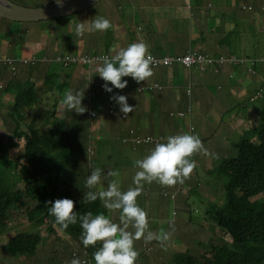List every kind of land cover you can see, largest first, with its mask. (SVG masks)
<instances>
[{
	"label": "rangeland",
	"instance_id": "1",
	"mask_svg": "<svg viewBox=\"0 0 264 264\" xmlns=\"http://www.w3.org/2000/svg\"><path fill=\"white\" fill-rule=\"evenodd\" d=\"M13 1L42 6L54 0ZM226 1L231 0H102L82 11L50 21L15 22L0 18V57L4 55L22 56V46L26 39L32 41L29 46L32 51L27 56L36 51H40V54H35L39 58L43 55L53 58L60 54L78 58L83 54L94 55L98 47L96 42L102 32H85L83 37L76 36L75 25L81 21L91 24L92 20L104 17L106 14L102 11L106 8L114 21L112 24L115 26V30L111 29L112 32H116L118 28L115 22H123V27L119 26L121 48L142 41L148 45L150 52L160 57L167 53L177 56L186 52V45L190 47L193 44L194 49L200 50L199 37H201V46L214 53L217 58L224 59L225 53H236L233 58L237 61L230 68V73L232 74L231 86L235 92L237 91V96L230 103H227L222 96V92L230 93V88L227 87L224 74L221 71L222 68L213 71L208 68L201 69L193 64L192 71L195 72L196 69H199L208 85L212 84L218 87L219 90H213L218 102L215 101L209 105L206 101H197L194 105L187 106L185 113L182 109L176 110L175 106L170 107L175 109V116L178 119L185 120L186 127H183L182 133H189V121H193L195 125L193 134L201 138L212 155L194 156L193 159L196 160L198 167L194 170L191 179L186 180L183 184H177L174 187H164L155 182L151 185L145 184L144 191L138 197V203L148 213L151 229L155 232H159L161 229L171 231L172 236L165 247H161L156 241L147 244L143 240L137 241L135 246L140 253L139 262L141 264H185L184 253L198 257L201 250L203 253V250L209 246V241L213 243H229L231 241L230 235L225 233L226 231L215 221V216L213 217L216 210L225 203L223 185L227 181V175L221 173L218 166L225 159L236 157L238 153L237 148L234 147V141L238 139V135H229L231 130H235L233 124L241 122L243 126L250 124L253 126L259 120L260 114L264 115V96L253 103L248 100V105L242 102L253 93L255 87H252V84L255 83L256 78L264 77V10L260 9L264 5V0H232L228 4L225 3ZM186 5H190L191 8L188 6L189 9L186 10ZM246 5H253L255 10H248L247 7L245 8ZM196 8H198L197 11H195ZM257 13L262 19L258 17ZM187 14L192 20L189 25L199 37L188 33L190 29H187L188 25H185ZM239 17L242 21H239ZM235 27L236 34L228 32L224 35L226 31ZM256 29L262 33L261 37L255 35L257 40H254L252 35ZM27 30L34 31L35 36L31 37L30 34H26ZM10 31H14L15 34H11ZM13 35L15 38L22 36V43L11 44L8 37L13 38ZM223 35L231 39L232 46L224 39ZM255 42H257L256 46ZM12 45L15 46L11 47ZM253 48L260 51L262 56H254ZM92 49L94 52H90ZM114 49L116 46H111L112 52ZM238 53H246V55ZM53 61L52 63L39 62L34 68L45 67L50 73L57 71L59 77L55 79L62 78L68 83L63 91L68 89V86L73 91H79L84 74L83 69L79 74H76L77 64L64 67L62 64L56 63L58 59ZM98 63L99 61H96L95 66L88 67L94 84H92L94 90H91L94 92L92 98L84 90L83 104L88 110L83 114H78L67 109H60V107L58 109L61 115L67 111L72 125L71 135H74L76 131L80 134L78 153L74 147L70 145L67 147H70L69 151L73 154V160L77 161L79 169L82 171V175L77 178V193L81 192V196H84L85 191L89 190L86 188L83 178L88 177L94 167L101 168L105 175L109 170H118L122 190L134 187L133 177L138 169L134 167L133 162L148 155L155 144L143 143L134 147L132 140L125 139L129 136L131 129H135L142 135L146 133L142 137L145 139L149 137L153 140H162V138H167L166 135L181 134V123L176 119L180 126L177 128L179 133L172 134L174 131L168 130V127L158 126L149 130L147 126L148 114L146 113H140L135 120L123 116L119 104L111 99L113 95H123L121 89L113 88L111 93L105 91L103 87L105 82L99 74L95 73ZM21 67L27 68V66ZM166 69L165 65L153 68V77H157L158 71ZM68 72H70L69 78L64 75ZM181 73L185 74L187 71L182 69ZM181 73H176L177 81L185 80ZM247 78H252L253 81L249 82ZM44 79L45 74L38 76L36 78L37 85L41 89L40 94L44 104L52 106L55 98L60 99L63 94L56 93L55 89L47 90L45 87L48 85L44 83ZM124 79L128 80L126 88L133 91L137 82L131 77ZM243 79L246 86L241 89V80ZM149 81H152V77ZM262 86L264 89V84ZM109 87H111L110 84ZM221 88L223 89L221 90ZM126 96L129 105L134 107L135 104L129 100L132 97L131 93ZM13 101L11 97L6 99L3 95L0 96L2 142H6L10 134L6 130L8 125L4 121L8 122L12 133L19 127V123H15V118L8 109ZM146 111L148 112V109ZM118 112L121 113L120 117ZM92 113L97 116L92 117ZM237 119L238 121H235ZM231 122L233 124H230ZM26 131L27 128L22 123L18 132L19 136H16L12 141L14 148H10L8 151L12 159H15V150L22 148L25 144ZM3 166L0 160V170ZM8 168L5 169V172H0L1 177H6ZM109 179L111 178L102 179L97 190H106ZM22 184L23 182H19L16 188L24 190ZM172 194L175 195V198L171 197ZM217 203L221 205L218 206ZM113 215L119 216V213L116 212ZM113 218L115 217L113 216ZM9 226L11 228L5 231L0 229V264H65L68 262L72 245L66 243L65 240L70 235V231L55 224V220L50 229L45 226L40 228L41 225L30 223L25 217H14ZM37 231L40 232L41 240L33 256L13 255L7 249L2 248V245L15 233L33 234ZM211 252L208 254L209 256ZM205 264H211V262L208 260Z\"/></svg>",
	"mask_w": 264,
	"mask_h": 264
},
{
	"label": "clouds",
	"instance_id": "2",
	"mask_svg": "<svg viewBox=\"0 0 264 264\" xmlns=\"http://www.w3.org/2000/svg\"><path fill=\"white\" fill-rule=\"evenodd\" d=\"M101 1L102 0L99 2ZM62 2L63 0H57L58 4L62 5ZM17 4L23 5V3ZM246 7L250 11L255 10L252 9L253 7L251 5H246L245 8ZM107 9L108 8L102 11L106 14L104 17H98L92 20L91 24H86L84 21L77 23L75 25V35L83 37L85 32L93 31H107L109 34V29L115 30V26L112 24L114 21ZM257 15L260 17L259 13H257ZM53 19L55 18L43 21H50ZM260 19L262 18L260 17ZM115 23L118 25L116 32H119V26L123 27V22ZM27 33L30 34L31 37L35 36L34 31L27 30L26 34ZM188 33L199 37L192 29H190ZM100 38L102 37H99V39ZM199 38L200 50L194 49L193 44H191L190 47L185 44L187 47L186 52L178 54L177 56L172 53H167L163 57H160L150 52L148 45L142 41L134 42L127 47L121 48L120 45L122 46V43L114 39H112V44L109 45L116 46V49L113 50L114 52L106 51L105 49L107 46L103 51H100L98 47L99 52L97 51L94 55L83 54L80 58L62 54L55 55L53 58L43 55L41 58L38 57V59H35L34 56H27L28 54L22 57L4 55L0 57V96L7 94L9 98H13L10 93L5 91V88L9 81L13 79L17 80L21 75H25V68L21 66H27L26 69H34L39 62L52 63L54 62L53 60L58 59L56 63H60L64 67L77 64L80 67L91 68L95 66L96 61H99L95 73L99 74L100 78L105 82L103 85L105 91L111 93L113 88L122 90L121 93L123 95L116 94L113 95L111 99L119 104L120 112H122V115L125 117H127L129 113H132L135 108L128 103L126 94L132 93L133 91L126 88L128 80L124 78L131 77L137 82L134 88L137 92H161L167 87V84L164 85L157 81H149L154 75L153 68H158L161 65H165L167 68H172L174 66L181 70L185 69L187 75L185 80L180 83L179 93L188 97L192 94L193 90H195L197 94L194 96V101L200 98V101H206L210 105L211 93L214 89H218V87L212 84L208 85V82L203 78L200 70L198 77L195 79L192 65L195 64L201 69L208 68L213 71L222 68L221 71L225 76L226 68H231L237 61L233 58L236 53H225L224 59L217 58L214 53L207 51L201 46V37ZM31 43L32 41L27 39L24 41L28 49ZM29 51L31 52L32 50L29 49ZM38 52L40 53V51ZM90 52H94V49ZM34 53L36 54L37 51ZM187 55H195V61L186 63L184 59ZM86 57L89 60L85 61L84 58ZM16 69L19 71H16ZM45 72V76L50 73L49 71L47 72V70H45ZM67 74V78H69L70 72ZM37 77V75L32 77L36 85ZM227 78L232 82L231 73L227 74ZM262 82L264 84V78ZM44 83L46 84V79H44ZM109 84L111 87H109ZM37 87L39 86L37 85ZM69 87L70 86L64 91V98L63 96L61 97L63 100L59 104L60 109L64 110L66 108L78 114L85 113L88 109L83 104L84 89L82 90V87H80L79 91H73L71 87ZM254 87L250 97L242 101L243 104L248 105V100L253 103L263 96V86ZM125 88L128 90L126 91ZM91 89L94 90L93 87ZM93 94L94 92L90 91L88 96L92 98ZM232 94L235 96L234 92H232ZM174 110L175 109L171 110V116L179 120L175 116ZM176 110H179V108ZM183 111L185 113V109ZM95 116H97V114L92 113V117ZM235 121H238V119ZM230 124L233 123L231 122ZM233 125H235L234 133L236 135L240 133L243 136L246 135L247 130L254 126L251 124L243 126L241 122ZM194 129L195 125H191L190 123L189 133H182L181 131V134L169 135L166 140L162 138V140L152 141H147L142 137L144 135L138 133L135 129H131L129 131V136L125 137V139L132 140L134 147L143 143L155 144L148 155L141 159H136L133 162L134 167L138 169L133 177L134 187L122 190L119 180L120 172L118 170H109L105 175L103 170L99 167H94L92 169L91 174L87 177L85 182L86 188L89 190L85 191L82 202L84 204H90L99 200L108 214L104 212L95 213L94 210L84 208L77 203L78 201H74L67 197L57 198L54 202H47V204L50 205L48 209L49 215L55 217V224L70 231V235L66 238L65 242L71 244L72 249H70L71 253L67 260L68 262L65 264H141L139 262L140 253L135 246L137 241L143 240L146 244L156 241L161 247L166 246L167 242L171 239L172 232L163 229L159 232H155L151 229L148 213L139 205L138 197L142 194L145 184L151 185L155 182L164 187H174L177 184H183L186 180L191 179L194 170L198 167L193 157L199 154H204L205 156L212 155L205 147L201 138L193 134ZM240 130H243V132H240ZM88 159H90L89 156ZM107 178L111 179H109L106 190H97L102 179ZM171 197L175 198V195L172 194ZM116 212L119 213L118 222H116L112 216V214ZM49 225L53 226V223L41 225L40 228L42 226L48 228ZM9 228L11 227L8 226V228H3L2 230L5 231ZM216 244L221 243L218 242ZM210 259H213V257Z\"/></svg>",
	"mask_w": 264,
	"mask_h": 264
},
{
	"label": "trees",
	"instance_id": "3",
	"mask_svg": "<svg viewBox=\"0 0 264 264\" xmlns=\"http://www.w3.org/2000/svg\"><path fill=\"white\" fill-rule=\"evenodd\" d=\"M228 2L231 3L232 0L225 3ZM239 21H242L240 17ZM228 32L236 34V28ZM10 33L15 34L14 31ZM261 33L262 31L256 29L252 38L257 40L255 35L260 36ZM8 39L11 44L22 43V36L15 38L13 35V38ZM226 39L233 45L231 39ZM110 48L107 44L105 50ZM103 49L104 45L99 46L100 51ZM253 52L262 56L257 49L253 48ZM30 53L28 47L23 44L22 56ZM30 56L38 59L35 53ZM34 75H37L35 70L25 69V75L9 81L5 88L14 100L8 108L9 113L14 116L19 127L12 133L10 125L5 122L10 135L6 142H2L3 135H0V160L4 165L0 172H5L9 167L6 177L0 176L1 229L8 228L14 217H25L28 222L39 226L53 223L55 217L49 215L50 205L47 202H54L57 198L78 200L77 203L84 208L92 209L95 213L108 214L99 200L84 204V196H81V192L77 193V178L82 175V171L77 161L73 160V154L67 145L74 147L78 153L80 134L76 131L71 135L70 120L56 117L62 98H55L52 106L44 104L41 89L32 79ZM64 75L67 77L68 74ZM57 77V71L47 74L45 79L48 86L45 88L55 89L56 93L61 92L64 98L63 89L68 83L62 78L56 80ZM22 123L27 128L25 144L15 150V159H12L8 151L14 148L12 141L19 136ZM181 127H186L185 123H182ZM231 134L236 136L233 130L230 131L229 135ZM237 138L232 139L235 140L234 147L238 150L236 157L227 158L218 166L220 172L227 175V181L223 185L225 203L213 215L225 233L230 235L231 241L221 244L209 241V246L203 253L201 250L198 257L184 253L185 264H205L208 260L213 264H264V115L260 114L256 125L247 130L246 135L239 133ZM72 166L74 168H71ZM86 179L87 176L83 178V182H86ZM19 182H23L24 190L16 188ZM112 216L118 222V216ZM50 227L52 226L49 225L48 228ZM40 240L39 231L33 234L17 233L10 237L2 248L13 255L33 256ZM209 250L212 251L210 256ZM212 257L213 259H210Z\"/></svg>",
	"mask_w": 264,
	"mask_h": 264
},
{
	"label": "crops",
	"instance_id": "4",
	"mask_svg": "<svg viewBox=\"0 0 264 264\" xmlns=\"http://www.w3.org/2000/svg\"><path fill=\"white\" fill-rule=\"evenodd\" d=\"M22 2V0H21ZM23 5H27V6H34L31 4H27V3H23ZM187 6V5H186ZM185 6L186 10L189 9L190 5H188L187 7ZM254 9V6L251 5ZM191 8V7H190ZM242 8V7H241ZM264 8V5L260 8L261 10ZM198 8L195 9V11H197ZM190 14V13H189ZM187 14L186 16H188L186 18L185 21V25L187 26V29H192V27L189 25L190 22H192V20H190V15ZM261 21V20H260ZM259 22V21H258ZM122 23V22H121ZM109 34L105 31L102 32V34H100V39L97 40L96 44L99 46L104 45V48L107 46V44L111 45L112 44V39L117 40V42L119 40H121V35L119 32H112L111 29L108 30ZM228 31H226L224 33V35L227 34ZM223 35V37H224ZM222 37V39H223ZM224 39H226V37H224ZM100 40V41H99ZM227 40V39H226ZM228 41V40H227ZM255 42V46H256ZM232 46V45H231ZM97 47V50H98ZM255 48V47H254ZM232 51H234V49H231ZM106 51H111L110 49H107ZM112 52V51H111ZM36 54H40L38 51ZM239 55H246V53H238ZM256 56V55H254ZM77 73L79 74L81 72V70L83 69L84 74L82 77V83H81V87L82 90H86L87 93H89L93 87V80L92 77L90 75L89 72V68H84V67H80L77 66ZM33 70H35V72H37V76L46 74L45 67H37L34 68ZM179 71V72H178ZM176 73L180 74L181 73V69L180 68H175L174 66L172 68H167L166 70H163L161 72L158 71L157 73V77H152V81H157L160 84H167V87L164 88L161 92H157V91H153V92H147V91H141V92H137L136 90H133V92L131 93L132 97L129 98V100L131 101V103L135 104L134 105V111L132 113L128 114V117H130V120H135L137 118V115H139L140 113H146L148 114V119H147V126L149 128V130H151L152 128H156V127H168L169 129H172L174 133H179V130L177 128H180V126L178 125V123L176 122L175 118H172L171 116V109L170 107H177L179 109H185L188 105H194L197 101H194V96L197 94L195 90H193L192 94L188 97H185L183 94L179 93V86L180 83H182L183 81L181 80H176ZM198 73H199V69H196L195 72L193 71V76L196 79L198 77ZM230 73V68H226V75L224 76L225 81H226V85L227 87L230 88V93L229 94H225L222 92V96L224 98V100L227 103H230L235 96H237V91L235 92L232 88H231V82L228 80L227 78V74ZM182 74V77H186L187 73ZM264 78V77H263ZM263 78H256V81H254L255 83L252 84V87L254 86H262L263 82L262 79ZM247 81H253L252 78H247ZM93 84V85H92ZM87 86V88H86ZM246 86L245 85V81L244 79L241 80V89ZM126 89V88H125ZM223 88H221L222 90ZM128 89H126L127 91ZM122 92V90H121ZM232 92L235 93V96L232 94ZM4 98L9 99V95H3ZM259 99V98H258ZM218 102V99L216 97V95L214 94V92L211 93V99L210 102ZM191 102V103H189ZM148 109V112L146 111ZM66 110V108L64 109ZM118 116H121V113L118 112ZM56 117L60 118V119H69L68 113L66 111V113L64 115H61L59 112L57 113ZM55 117V118H56ZM180 123L182 122V120H178ZM182 123H185V121H183ZM181 123V124H182ZM191 125H194L193 121L190 120ZM181 131H183V128H180ZM228 131V130H227ZM146 133H144L145 135ZM167 137L169 135H166ZM163 140H166V138H163Z\"/></svg>",
	"mask_w": 264,
	"mask_h": 264
},
{
	"label": "water",
	"instance_id": "5",
	"mask_svg": "<svg viewBox=\"0 0 264 264\" xmlns=\"http://www.w3.org/2000/svg\"><path fill=\"white\" fill-rule=\"evenodd\" d=\"M100 0H63L62 5L53 1L44 6L31 7L12 0H0V17L16 22H36L59 18L82 11Z\"/></svg>",
	"mask_w": 264,
	"mask_h": 264
},
{
	"label": "built area",
	"instance_id": "6",
	"mask_svg": "<svg viewBox=\"0 0 264 264\" xmlns=\"http://www.w3.org/2000/svg\"><path fill=\"white\" fill-rule=\"evenodd\" d=\"M195 59H196L195 55H187L184 60H185L186 63H190V62L195 61ZM84 60L86 61V60H89V59L86 57V58H84ZM146 140L147 141H152L153 139L147 137ZM138 141H140V140H138Z\"/></svg>",
	"mask_w": 264,
	"mask_h": 264
}]
</instances>
